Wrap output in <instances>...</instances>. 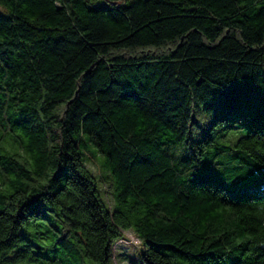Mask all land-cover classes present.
Instances as JSON below:
<instances>
[{"label":"trees","instance_id":"1","mask_svg":"<svg viewBox=\"0 0 264 264\" xmlns=\"http://www.w3.org/2000/svg\"><path fill=\"white\" fill-rule=\"evenodd\" d=\"M263 66L264 0H0V264H112L129 229L143 264H264Z\"/></svg>","mask_w":264,"mask_h":264},{"label":"rangeland","instance_id":"2","mask_svg":"<svg viewBox=\"0 0 264 264\" xmlns=\"http://www.w3.org/2000/svg\"><path fill=\"white\" fill-rule=\"evenodd\" d=\"M262 74L264 76V66ZM74 137H78V143L83 147L85 156L87 157V167L90 172L98 179V192L103 202L108 205L112 202L111 195L105 192L108 184V171L104 163V156L95 152L96 145L93 141H87L85 143V136L75 134ZM3 149L6 151H19L17 144L12 140L10 136H6L3 140ZM114 201V199H113ZM50 219H45L42 223L27 224L20 230L21 235L25 240L33 247L38 244H49L53 239V231L49 230ZM126 241L116 243L112 245V264H143L141 260V244L137 238L136 233L129 229V231L123 234ZM50 256L59 257V251L52 253ZM67 264V263H65Z\"/></svg>","mask_w":264,"mask_h":264}]
</instances>
